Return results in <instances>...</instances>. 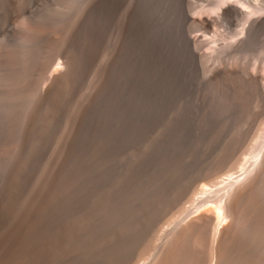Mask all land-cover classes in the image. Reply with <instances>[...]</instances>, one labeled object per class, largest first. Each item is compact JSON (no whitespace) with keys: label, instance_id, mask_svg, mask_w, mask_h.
I'll list each match as a JSON object with an SVG mask.
<instances>
[{"label":"bare ground","instance_id":"1","mask_svg":"<svg viewBox=\"0 0 264 264\" xmlns=\"http://www.w3.org/2000/svg\"><path fill=\"white\" fill-rule=\"evenodd\" d=\"M5 1L0 35L38 0ZM160 1L39 23L24 62L0 47V94L14 116L28 102L0 169V264H264V0Z\"/></svg>","mask_w":264,"mask_h":264},{"label":"rangeland","instance_id":"2","mask_svg":"<svg viewBox=\"0 0 264 264\" xmlns=\"http://www.w3.org/2000/svg\"><path fill=\"white\" fill-rule=\"evenodd\" d=\"M90 2H91V0H38L27 9V12H25V13H22V12L19 13L18 12V15L15 16L11 20V22L6 26V28H4L3 33L0 35V47L1 46L10 47L11 45H12L11 47H18L17 49H19V51H20L19 52L20 57H21L22 61L24 62V59L29 54L30 44H31L32 40L34 39V36L39 35L40 32L42 31L41 27H38L39 23H44L45 21H48L50 28H52V29L58 28L68 18H71V19L77 18L80 15L82 9L85 8L86 5H88ZM159 2H161V1L159 0ZM203 2L204 1H200V3L198 2V6H197L196 10L198 8H200V9H198L197 11H200V10L203 11L205 9H206V11L209 10V7H207L208 5L205 2L204 3ZM5 5H6V1L0 0V7H3ZM164 5H162V6H164ZM254 5L256 6V4H254ZM16 6H18L19 7L18 10H20V8L22 6L21 0H17ZM73 10H74V12H73ZM78 11H79V13H78ZM167 12H165V9H163L162 11H160L159 15H160V18H163L167 21V22L165 21L167 24L171 25V24L175 23L176 16L171 11H169L168 13ZM21 15H22V17H21ZM25 19H27V20H25ZM170 21H171V23H170ZM13 23H14V25H13ZM163 27L164 26L160 25L161 30L163 29ZM26 28H28V30ZM25 29L28 32H26ZM36 29H37V31H36ZM214 29H216L217 31ZM214 29L207 32L208 35L207 34L206 35L208 36V38H210V36L212 38H213V36L220 37V35L226 34L224 32L225 29L222 27L221 28H214ZM33 30H34V32H33ZM254 55H255V57H254ZM256 57H258L257 51L252 52V58L255 59ZM263 58H264V55H261V57H260L261 60H259L258 62L263 67V70H264V62H263L264 59ZM261 63H263V64H261ZM61 64H62V59L57 58V60H55L53 63L54 66L53 65L51 66L52 69L50 68L48 76H50L53 72H55L59 68H61ZM93 80H94V77L91 79V82ZM44 82H45V84H44ZM46 83H48L47 80H45V79H44V81L42 80V82L38 86L39 89H41V90L44 89L47 86ZM196 94H197V90H196L194 96H196ZM6 100H7L6 97L4 95L0 94V124H1L0 125V136H1L0 137V143H1L0 158H2L0 160V169L1 168L3 169V167L6 164V161H8L11 158L10 156L12 155V150L9 151L10 150L9 147H13L15 145V142L18 140V138L20 136V129H21V118H20V116L26 110V108L28 106V102H26L25 106L21 107L22 109L19 108L18 114L16 116H14L13 114H14L16 108H15V106H13V108H12L9 101L8 100L6 101ZM183 106H185V104L183 105V104H181V102L180 103L178 102V104H176L173 107L174 109L176 108L175 109L176 111L172 108L168 113L163 114V116H161V118L159 120V124H157L158 126L155 129H153V131L151 133L146 132V131L144 132V137H143L144 142L142 145V147L144 149H147L148 146L152 144V142H154L155 140L160 138L167 129H170L172 127V125L173 126L175 125L174 123H176V121L178 120L179 115L184 111ZM161 120H163V121H161ZM7 122H8V126L6 125ZM6 139H7V144H5ZM259 144H260V140L258 142L255 141L254 142V148L258 149L259 147H257V146H259ZM254 148L252 150L253 152H255ZM250 154L248 155V157L252 156V153H250Z\"/></svg>","mask_w":264,"mask_h":264}]
</instances>
